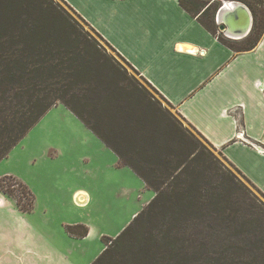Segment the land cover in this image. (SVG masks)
<instances>
[{
	"label": "trees",
	"instance_id": "obj_1",
	"mask_svg": "<svg viewBox=\"0 0 264 264\" xmlns=\"http://www.w3.org/2000/svg\"><path fill=\"white\" fill-rule=\"evenodd\" d=\"M61 1L93 33L54 0H0V160L48 109L62 103L154 192L116 236L102 237L105 247L90 264H264V218L252 209L244 213L234 177L98 39L139 72ZM222 1L179 4L234 52L253 49L264 33V0H237L252 13L251 29L240 39L216 34ZM0 191L21 211H32L35 195L17 176L0 177ZM65 229L76 237L88 232L82 223Z\"/></svg>",
	"mask_w": 264,
	"mask_h": 264
},
{
	"label": "crops",
	"instance_id": "obj_2",
	"mask_svg": "<svg viewBox=\"0 0 264 264\" xmlns=\"http://www.w3.org/2000/svg\"><path fill=\"white\" fill-rule=\"evenodd\" d=\"M65 1L264 193V33L253 49L236 53L179 0ZM80 192L86 193L78 196L81 206L89 193L78 188L73 195ZM4 196L0 191V201ZM87 227L83 237L64 228L62 233L85 242L93 230ZM104 247L85 253L81 264H90ZM78 257L61 242L31 247L19 241L15 248L0 242V264H76Z\"/></svg>",
	"mask_w": 264,
	"mask_h": 264
},
{
	"label": "rangeland",
	"instance_id": "obj_3",
	"mask_svg": "<svg viewBox=\"0 0 264 264\" xmlns=\"http://www.w3.org/2000/svg\"><path fill=\"white\" fill-rule=\"evenodd\" d=\"M54 1L79 20L61 0ZM79 22L85 30L93 33L81 20ZM216 25V34L226 37ZM98 40L126 69L128 76L161 108L172 114L191 137L208 148L224 171L234 177L240 187L238 194L244 213L252 209L263 219L264 197L258 190L181 118L176 108L166 102L139 73ZM6 174L17 176L27 183L35 195V201L32 211L21 212L13 199L4 196L0 201V242L10 244L12 248L19 241L28 242L31 247L61 242L78 254L76 264L82 263L85 253L87 256L97 253L104 245L102 237L116 236L154 196L153 190L145 187L134 171L117 165L115 153L62 103L48 109L0 160V177ZM78 188L89 193L87 202L81 206L78 196H85L86 193L73 195ZM66 222H83L87 226L89 223L93 229L91 236L85 242L69 241L62 233Z\"/></svg>",
	"mask_w": 264,
	"mask_h": 264
},
{
	"label": "water",
	"instance_id": "obj_4",
	"mask_svg": "<svg viewBox=\"0 0 264 264\" xmlns=\"http://www.w3.org/2000/svg\"><path fill=\"white\" fill-rule=\"evenodd\" d=\"M215 20L218 23V30L228 38L240 39L250 30L252 16L245 4L236 0H228L217 9ZM230 33L235 35L234 38L229 36Z\"/></svg>",
	"mask_w": 264,
	"mask_h": 264
},
{
	"label": "built area",
	"instance_id": "obj_5",
	"mask_svg": "<svg viewBox=\"0 0 264 264\" xmlns=\"http://www.w3.org/2000/svg\"><path fill=\"white\" fill-rule=\"evenodd\" d=\"M224 1H226V0H224ZM224 1H222V4ZM237 134H242V131H239ZM262 150L264 151V148H262Z\"/></svg>",
	"mask_w": 264,
	"mask_h": 264
},
{
	"label": "bare ground",
	"instance_id": "obj_6",
	"mask_svg": "<svg viewBox=\"0 0 264 264\" xmlns=\"http://www.w3.org/2000/svg\"><path fill=\"white\" fill-rule=\"evenodd\" d=\"M225 2H228V0H226ZM230 35L233 36V38H234V36H235L233 33H230L229 36H230Z\"/></svg>",
	"mask_w": 264,
	"mask_h": 264
}]
</instances>
